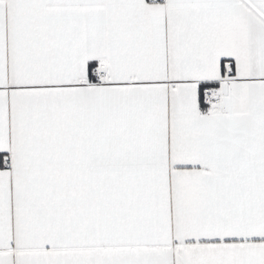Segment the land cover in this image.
<instances>
[{"label":"snow or ice","instance_id":"1","mask_svg":"<svg viewBox=\"0 0 264 264\" xmlns=\"http://www.w3.org/2000/svg\"><path fill=\"white\" fill-rule=\"evenodd\" d=\"M0 264H264V0H0Z\"/></svg>","mask_w":264,"mask_h":264}]
</instances>
